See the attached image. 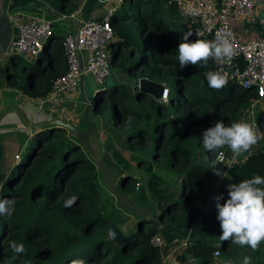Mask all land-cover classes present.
Masks as SVG:
<instances>
[{"label":"trees","instance_id":"1","mask_svg":"<svg viewBox=\"0 0 264 264\" xmlns=\"http://www.w3.org/2000/svg\"><path fill=\"white\" fill-rule=\"evenodd\" d=\"M130 1L123 0L109 17L114 30L111 62L115 63L117 57H122L119 66L124 76L138 73V78L145 77L165 85L168 93L164 101H156L143 92H135L136 95L128 97L126 86L120 83L122 79L116 82V78L111 83L113 99L109 108L116 124L120 116L134 120V124L128 127L130 133L126 143L116 134L123 148L136 150L138 144L150 143L151 160H164L169 169L180 175L182 189L178 194L169 192L167 188H161L162 180L154 172L153 165L148 163L144 169L148 175L145 189L150 196L144 192L137 196L143 203L161 201L157 209L161 210L163 218L178 208L177 218L169 219L176 222L197 199H202L205 181L219 177L210 168L218 149L205 151L203 131L214 126L217 120L226 126L240 122L244 110L256 98L253 91L242 89L232 81L220 90L209 88L204 74L216 71L212 59H209L207 67L189 65L180 70L178 44L182 41L179 37L192 32L195 26L189 25V20L182 16L176 3L167 6L165 1L163 5L159 0H133L131 5L135 4L136 10L129 19L125 9ZM62 2L64 5L65 0ZM51 38L39 53V58L22 67L25 81L23 77L18 79L23 81L21 91L25 94L38 87L39 76L43 82L47 78L53 80L56 78L53 72L60 75L62 72L58 69L65 67L63 48L59 42L54 44L62 35L55 34ZM190 40L197 39L191 36ZM136 51L140 55L134 61ZM16 57L19 58H9L15 65ZM10 69L8 63L2 71L9 79L14 74L7 73ZM49 84L39 96L47 94L51 89ZM118 88H121L120 95ZM107 89L106 86L90 100L95 108L102 100V91ZM135 102L139 103L138 109ZM255 123L264 132V109L259 112ZM103 127L109 132L112 130L108 123H103ZM56 132L60 131L45 128L37 132L31 139L32 147L23 155L18 150L10 161L12 163L4 166L2 162L6 163L10 158L6 159L0 145V199L15 201L11 217L0 215V264H77L79 261H84V264H160L159 249L150 242L156 233L154 228L144 233L143 227L135 238L117 246L107 238L109 221L99 211L88 216L82 214L89 204L95 202L98 184L92 170L77 173L78 167L85 162L79 145L68 142L65 146ZM197 152L204 160H197ZM137 159L140 166L145 164L141 155H137ZM127 165L125 163L120 170L123 176L121 187L134 180L123 173ZM216 167L221 172L224 170L219 163ZM225 174L219 189L224 195L221 204L228 199L227 185L230 183L250 179L253 174L264 177V147H256L244 160L232 163ZM62 195L63 201H60ZM73 196L77 198L75 203L66 207L65 201ZM217 215L214 207L211 217L220 224ZM147 220L143 217L141 225ZM12 241L23 243L26 253H14L10 248ZM230 242L225 241V244ZM263 246L264 242L254 252L257 263L261 262L257 255ZM212 249V240L190 239L177 259L182 262L195 258L201 264H214Z\"/></svg>","mask_w":264,"mask_h":264},{"label":"rangeland","instance_id":"2","mask_svg":"<svg viewBox=\"0 0 264 264\" xmlns=\"http://www.w3.org/2000/svg\"><path fill=\"white\" fill-rule=\"evenodd\" d=\"M135 7V4H126L125 15L127 16V18L130 19L133 17V14L136 10ZM63 24L65 26H63ZM55 25L57 26V28H61L60 30L63 35L67 30H69V23L67 21H57ZM56 43H58V41H56L54 44ZM139 55L140 52L136 51L134 61L138 59ZM15 59L17 61V65H15L13 61L11 62L8 57L6 59V64L8 65L9 63L10 68H12L10 69V71L8 70L7 73H14L11 76V79L6 78V82L8 86L17 88L21 92V86L23 84L22 80L25 81V73L23 72L22 67L24 65H29L30 62L23 59L22 57H16ZM121 59L120 57H117V61H115V63L111 62L112 68L110 71V75L106 78L108 89L102 91V100L99 107L95 108V106L92 104L93 102H91L90 100L95 95L94 93L96 86L98 87L101 85L95 84L93 79L89 75H85L83 78V87H81L79 91L76 92L78 93L77 96H75V94L71 95V100L67 99L62 103H59L55 106L56 108H54L53 112L51 110H48V106L43 108V112L41 111L42 114H39V116L40 118L42 117L46 119L48 122L52 119H60L73 127L72 129H61L59 127H51L52 124L48 122L43 125L45 128L51 127L54 131H60L56 133L59 137L62 138V140H64L65 146L66 144H68V142L79 145L78 149L84 155L85 162L78 167V174L87 172L89 169L90 171L92 170L91 173H93L94 175L93 178L98 184L96 199L94 203L89 204V208L82 211V214L84 216H88L91 215L94 211H99L101 215L109 221V227L111 226L112 228L119 229V227H121L123 224H126V229L128 230V234H130L137 230V227L135 225V217L133 212L131 211L130 205L135 208L132 201L140 203L139 201H137V196L143 192H146L145 187L148 175L144 170L145 165H147L148 163H151L153 165L154 172L162 180L161 188H167V190L172 189L174 193L178 194V192L180 191V187L182 186V180L180 178V175H178L174 169H169L164 160H158L155 162L151 160V152L149 151L150 143L138 144L136 146V150H130L123 148L121 145L122 143H120V139H117L115 137L116 134L120 135L123 138L124 143H126L129 140L130 133L128 127L134 124V120L120 116L117 124L113 121L112 113L109 108V103L113 99L110 90L113 86L111 83L116 78L117 79L115 81L118 82L120 79L123 80L127 76H139L138 73H131L127 76H124L122 69H120L119 66ZM7 65H0V85L5 83V76L2 71L4 70V67L7 68ZM12 70H15L16 72H13ZM53 74H55L56 77L59 76V73L56 74L53 72ZM6 77H8V75H6ZM21 77H23L22 80L18 79ZM51 82L52 80L48 78L45 79L44 82L40 79L38 81V91H43V89H45L49 83V86L51 85ZM118 90V95H120L121 88H118ZM122 90L125 89L122 88ZM126 90L128 97L136 95L134 91H129L127 88ZM87 98H90V100L88 101ZM1 99H3V97H0V100ZM253 101L256 100H252V102ZM252 102L249 107L244 110V116L242 115L241 119V121L247 122L249 124H254L256 120L248 116V113L251 112ZM7 103L8 100L5 98L4 104ZM134 105L137 109L139 108L138 102H135ZM36 116L34 118H36ZM39 116H37V118ZM103 123L109 124V127L112 129L110 131L111 133L103 127ZM34 129L31 124H29L26 129L22 128V130H10L11 132H14L13 137L4 136L1 139V150L4 155H6V159L10 158L6 160V163L2 162V166L7 163H12L10 161L11 159H13L14 154H16L17 152L21 151V154L23 155L27 152L28 149L32 147V144L34 143L31 141V139L26 140L23 145H19L20 147L18 149V145L13 144L12 140L15 137L20 138V136L18 135L20 133H24V137L29 136L34 133ZM29 137L31 138L32 136ZM58 142H60V140ZM197 153V160H204V157L200 155L199 152ZM137 155H141V158L144 159L143 163L145 164L143 166H139L140 161L137 159ZM56 160L57 158L54 159L55 162ZM125 163H128L125 176H131L134 180L129 182L128 185L125 184L124 187H121L120 183H122L123 176L121 175L120 170H122V167H124ZM147 194L150 196L148 192ZM63 197L64 195H62L60 201H63ZM153 202L154 201L145 202L148 206H150V212H155ZM146 226V230L144 229L143 231L148 232L152 224Z\"/></svg>","mask_w":264,"mask_h":264},{"label":"built area","instance_id":"3","mask_svg":"<svg viewBox=\"0 0 264 264\" xmlns=\"http://www.w3.org/2000/svg\"><path fill=\"white\" fill-rule=\"evenodd\" d=\"M122 1H113V11L111 7L109 13L103 16L83 19L71 13L61 14L55 20L31 16L29 20L18 26L17 36L9 42L4 55L29 57L27 60L32 62L43 50L46 42L54 38H51L56 34L54 22L71 23V30L62 35L58 41L63 48L65 69L52 80L50 92L39 102V106L47 103L55 106L65 99L71 100V95L77 96L76 92L83 87L85 75H89L95 84L105 82L112 68L111 57L114 49V30L109 17ZM173 3V0H166L167 5ZM256 4L257 0H220L219 5L215 0H184L177 4L182 16L189 20V25L195 26L192 31L195 39L207 40V35L211 33L212 40L219 34L230 41L236 53L233 58L225 59L222 63L212 60L217 72L228 74V81L238 84L242 89L254 92L256 101H253L252 105L264 100V14L260 36L248 42L242 41L236 35L230 22L231 17H251ZM238 57L246 61L242 72L235 63ZM104 88L100 87L97 92ZM235 156L236 154L225 146L216 151L213 160L222 165L225 173V170L236 162ZM150 242L154 247L161 249L162 239L159 235H154ZM188 242L189 240L183 241L181 247H185ZM161 264H167V262L162 259Z\"/></svg>","mask_w":264,"mask_h":264},{"label":"crops","instance_id":"4","mask_svg":"<svg viewBox=\"0 0 264 264\" xmlns=\"http://www.w3.org/2000/svg\"><path fill=\"white\" fill-rule=\"evenodd\" d=\"M113 1L115 2V0H104L103 2H98L97 0H65V4L63 5L62 0H0V65H7V57L10 58L14 56L4 55V50L6 49L9 42L16 38L18 26L29 20L31 16L53 20L57 19V17H59L61 14L67 15L71 13H75L77 16L83 19L95 16H103L109 13L110 8L114 5ZM159 1L162 2L163 5L165 1V5H167L166 0ZM173 1L174 3L178 4L184 0ZM23 5H30L38 9H42L44 11V15L16 12V7ZM263 14L264 0H257L256 9L251 17H231L230 23L236 35L242 41L248 42L257 39L260 36ZM56 22H54V25ZM68 23V29L71 30V23ZM63 26L65 25L63 24ZM54 28L56 30V34L63 35L60 30L61 28L58 27V29L56 25ZM38 58L39 56L36 57V59ZM34 60H32L30 63H34ZM64 69L65 67L63 65L61 69H58V71L63 72ZM4 76L5 83L0 85V97H3V99L0 100V141L4 136H14V132H11L10 130H22V128L26 129L29 124H31L33 129L35 128L33 131L34 133L29 135L32 136L31 138L29 136L24 137V133H20L21 135L17 133L20 138L15 137L12 141L13 144L18 145V149L20 147L19 145H23L26 140L32 139L37 132L45 129L43 125L48 121L42 117L40 118L39 114H42V109L48 106V110L53 112L54 108H56V105L51 106L50 103H47L49 105L45 104L44 106H39V102L48 96L50 90L47 92V94L43 95V97L39 96V93L41 92L38 91V87L31 88L30 92L25 94L22 91L20 92L17 88L8 86L6 81L9 78L6 77V75ZM39 79L43 78L39 76ZM5 98L8 100L7 104H4ZM62 102L63 101H60V103ZM263 109L264 100H262L259 104L253 105V107L251 105V112L248 113V116L256 119L259 112H261ZM36 115L39 117L37 118ZM35 116L36 118H34ZM255 124L256 123H254V125ZM256 127L261 132H263L257 125ZM260 141H263V139ZM263 144L264 141L252 146V148L247 152L236 154L235 161L244 160L256 147H264ZM123 173L126 174V172ZM223 174L225 173L223 172ZM224 178L225 177L219 176L217 180L205 181L202 199H197L193 206L186 210V213L181 220L176 222H171L169 220L170 217L177 218L179 215L180 210L176 208L174 212H170L166 218L162 217L160 221L152 224L151 228H154L156 231L154 235H159L162 239V247L160 250H158L160 264L162 259H164L167 264H201V261L195 258H187L182 262L177 259L178 254L181 253L183 249L181 247L182 242L196 238L209 239L213 241L212 255L214 264H242L243 258L245 256H250L252 258L253 264H264V246L260 249V253L257 255L261 262L257 263L254 259V252L251 250V248H243L233 242H230L228 245H226L225 241L220 240L222 230L220 224L211 217V213L216 204L214 197L220 194L219 189ZM168 191L174 192L172 189H169ZM145 194L149 196L147 191ZM137 201L140 203L132 201L135 209L137 208L147 211L151 213V215H153V213H158L159 210L157 209V205L160 204L161 201L153 202L155 212H150V206H148L146 203H143L138 199ZM146 227L147 226L144 227L145 230ZM151 228H149V230H151ZM119 230L128 234L126 224H123L121 227H119ZM143 232L146 233V231ZM216 244L218 245L217 248H215ZM216 252L218 255H214Z\"/></svg>","mask_w":264,"mask_h":264},{"label":"clouds","instance_id":"5","mask_svg":"<svg viewBox=\"0 0 264 264\" xmlns=\"http://www.w3.org/2000/svg\"><path fill=\"white\" fill-rule=\"evenodd\" d=\"M192 35L193 33L188 31L179 37L182 41L178 44L180 70L189 65L207 67L209 59L222 63L225 59L231 60L236 54L230 41L219 34L211 41L201 39L191 41ZM204 75L209 88L214 90L224 88L229 79L227 73L217 71H208ZM262 139L264 132L254 124L243 121L226 126L217 120L214 126L202 133V145L207 152H214L227 146L234 154H239L249 151ZM210 168L217 176L226 177V174L216 167V161H212ZM227 194L228 199L223 204L220 203L224 199L223 193L214 197L218 212L217 220L222 230L220 240H231L241 247L248 246L255 252L264 242V177L253 174L250 179L230 183L227 185ZM76 199L75 196L71 197L65 201V206L71 207ZM14 204V199H0V215L11 217L15 211ZM10 248L16 254L26 253L23 243L12 241ZM77 264H84V261ZM242 264H253L252 258L245 256Z\"/></svg>","mask_w":264,"mask_h":264},{"label":"water","instance_id":"6","mask_svg":"<svg viewBox=\"0 0 264 264\" xmlns=\"http://www.w3.org/2000/svg\"><path fill=\"white\" fill-rule=\"evenodd\" d=\"M215 1L217 5L220 4V0H215ZM131 3H133V0L130 1V4ZM113 9L114 7H112V11ZM15 10L16 12H26V13L44 15V11L42 9H38L30 5H23L20 7H16ZM207 40L209 41L212 40L211 33L207 35ZM27 58L29 59V57H23V59L25 60H27ZM235 63L237 64L239 71L242 72L246 66V61L242 57H238L237 59H235ZM120 83L121 85L126 86V88L129 91L143 92L145 93L147 97L150 96L152 99L156 101H164L168 93V89L165 87V85L155 82L145 77L138 78V77L127 76ZM100 85L101 86H98V87L96 86L95 93H94L95 95L93 96V98L96 96L97 90L100 89V87L107 86L106 79H105V82ZM87 100L89 101L90 98H87ZM100 105H101V101H99V103L97 104V107H99ZM48 123H51L55 127H59L61 129H72L73 128L70 124L60 119H53V120H50ZM181 189H182V186L180 187V190ZM130 208L134 214L135 223H137V230L135 232L126 234V233L121 232L117 228H112L111 226L108 227L107 229V232H106L107 238L117 246H122L125 243L129 242L130 240H132L138 235L141 228L145 227L146 225L154 224L160 221V219L162 218V216L160 215V211H158V213H154L153 215H151V213L147 211H143L137 208L135 209L132 205H130ZM143 217H146L148 220L143 225H141V219ZM217 246L218 245L216 244L215 248H217Z\"/></svg>","mask_w":264,"mask_h":264},{"label":"flooded vegetation","instance_id":"7","mask_svg":"<svg viewBox=\"0 0 264 264\" xmlns=\"http://www.w3.org/2000/svg\"><path fill=\"white\" fill-rule=\"evenodd\" d=\"M51 127H55L54 125H52ZM159 211H161V210H159Z\"/></svg>","mask_w":264,"mask_h":264}]
</instances>
